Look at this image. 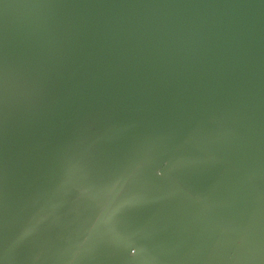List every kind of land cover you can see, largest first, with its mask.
I'll return each instance as SVG.
<instances>
[{
    "label": "water",
    "instance_id": "obj_1",
    "mask_svg": "<svg viewBox=\"0 0 264 264\" xmlns=\"http://www.w3.org/2000/svg\"><path fill=\"white\" fill-rule=\"evenodd\" d=\"M0 264H264V0H0Z\"/></svg>",
    "mask_w": 264,
    "mask_h": 264
}]
</instances>
